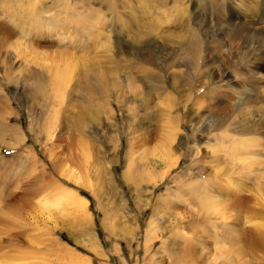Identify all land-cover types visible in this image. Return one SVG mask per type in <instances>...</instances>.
Here are the masks:
<instances>
[{
  "label": "rangeland",
  "instance_id": "rangeland-1",
  "mask_svg": "<svg viewBox=\"0 0 264 264\" xmlns=\"http://www.w3.org/2000/svg\"><path fill=\"white\" fill-rule=\"evenodd\" d=\"M262 2L0 0V264H264Z\"/></svg>",
  "mask_w": 264,
  "mask_h": 264
},
{
  "label": "bare ground",
  "instance_id": "bare-ground-1",
  "mask_svg": "<svg viewBox=\"0 0 264 264\" xmlns=\"http://www.w3.org/2000/svg\"><path fill=\"white\" fill-rule=\"evenodd\" d=\"M259 5H260V10H261L260 15H262L260 18H261V21H263L264 18H262V17H264V3L262 2V3H260ZM260 10H259V11H260ZM261 21H260L259 18H258V21H257V22L259 23L258 25H260V22H261ZM262 24H263V22H262ZM261 38H262V35H261ZM253 39H254V38H253ZM252 42H253V41H252ZM253 43H254V42H253ZM256 44H257V43H256ZM254 46H255V44H254ZM231 240H232V238L230 237V241H231ZM232 241H233V240H232ZM232 244L234 245V242H232ZM230 246H231V245H230ZM235 247H236V246H235ZM230 250H232V249H230ZM234 253H235V251H234ZM234 253H233V254H234ZM236 253H237V252H236Z\"/></svg>",
  "mask_w": 264,
  "mask_h": 264
}]
</instances>
